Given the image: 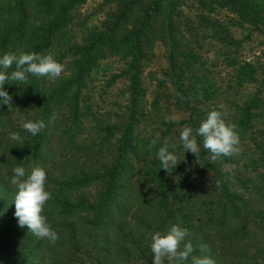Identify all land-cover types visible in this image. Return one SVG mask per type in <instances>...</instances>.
<instances>
[{"label":"trees","instance_id":"16d2710c","mask_svg":"<svg viewBox=\"0 0 264 264\" xmlns=\"http://www.w3.org/2000/svg\"><path fill=\"white\" fill-rule=\"evenodd\" d=\"M86 1L0 0V53L46 54ZM109 1L116 10L103 26L55 57L65 69L60 78L30 76L24 86L5 85L26 119L47 121L55 113L56 120L35 137L21 126L0 130V264L150 263L152 234L173 223L188 229L194 255H209L216 264H264V137L250 136L259 99H247L224 117L235 124L241 141L251 138L258 156L212 161L201 146L203 165L195 157L191 167L178 163L172 173L160 169L159 145L151 147L138 131L147 107L143 65L155 41L168 48L174 72H190V82L178 75L176 86L182 107L191 111L184 124L194 130L207 112L202 105L212 95L209 84L193 80L200 56L178 33L179 0ZM200 2L228 8L264 31V0ZM107 56L124 61L122 75L128 79L126 113L117 122L83 103L88 75ZM238 72L243 82L257 80L250 64ZM10 131H20L26 143L15 146L7 138ZM16 164L47 169L51 199L44 214L59 234L54 244L18 226L16 189L9 183Z\"/></svg>","mask_w":264,"mask_h":264},{"label":"rangeland","instance_id":"374dc122","mask_svg":"<svg viewBox=\"0 0 264 264\" xmlns=\"http://www.w3.org/2000/svg\"><path fill=\"white\" fill-rule=\"evenodd\" d=\"M116 10V4L109 0H87L80 6L78 19L64 32L56 34L53 44L46 54L54 57L66 52L68 44L81 43L90 31L103 26L105 20ZM175 24L185 42L200 56L194 70V81H206L211 97L202 105L207 112L220 109L223 118L238 109L247 99H259L260 108L254 123L252 135L264 137V31L242 22L237 14L228 8L205 5L200 0H179ZM250 64L257 80L247 82L240 78L238 68ZM124 61L117 56H107L87 77L83 91V103L97 116L110 122H117L126 113L127 97L125 89L128 79L122 75ZM169 50L161 40H156L143 65L142 83L146 89L147 107L145 119L138 127L141 139L148 142L155 137L167 139L176 144V154L187 167L194 165L195 155L185 152L179 143V133L191 111L184 108L180 92L176 86L178 75L185 83L190 82V72H174ZM13 108L0 111V130L5 133L21 126L26 119L14 102ZM191 105H193L191 103ZM206 112V114H207ZM3 113V114H2ZM206 114L199 118L203 120ZM176 116L177 122L165 120L166 116ZM241 160L258 156L251 138L240 140ZM132 264H153L143 260H133Z\"/></svg>","mask_w":264,"mask_h":264},{"label":"clouds","instance_id":"9594fccd","mask_svg":"<svg viewBox=\"0 0 264 264\" xmlns=\"http://www.w3.org/2000/svg\"><path fill=\"white\" fill-rule=\"evenodd\" d=\"M14 66V67H13ZM64 65L53 54L35 51L17 50L0 53V105H7L11 111L13 97L5 85L24 86L29 78H46L56 80L64 72ZM207 112L195 130L191 126L183 127L179 133V143L185 152L193 153L197 161L201 146L215 161L222 157H232L240 152V135L235 124L226 121L220 109ZM56 120L55 113L47 121L44 119H25L21 128L24 133L35 137ZM165 120L177 122L176 116H166ZM7 138L15 146H23L27 137L20 131H10ZM155 158L160 162V169L172 173L182 160L176 154V144L160 137L151 139L150 146L156 147ZM9 183L16 189L13 203L14 216L20 228H27L34 236L56 243L59 239L57 230L44 214L51 193L47 189L48 172L39 164L25 166L16 164L11 169ZM59 210H57L58 212ZM189 231L178 223L171 224L164 232H154L151 237L150 250L153 264H216L209 255H194L193 243L188 239ZM182 245V247H181ZM204 249V245H200Z\"/></svg>","mask_w":264,"mask_h":264}]
</instances>
